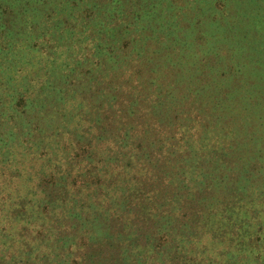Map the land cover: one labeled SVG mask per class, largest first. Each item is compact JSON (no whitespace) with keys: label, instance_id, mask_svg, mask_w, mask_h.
I'll use <instances>...</instances> for the list:
<instances>
[{"label":"rangeland","instance_id":"rangeland-1","mask_svg":"<svg viewBox=\"0 0 264 264\" xmlns=\"http://www.w3.org/2000/svg\"><path fill=\"white\" fill-rule=\"evenodd\" d=\"M32 1L31 7L45 4L49 23L59 19L61 24L63 10L70 15L73 28L64 33L70 37L68 43L63 46L57 40L55 46L57 51L63 47L62 57L75 47L77 72L87 79L86 93L77 100L76 120L70 124L78 127V135L71 140L66 134L71 128L66 127L57 141L60 154L65 140L73 142V155L81 138L93 161L63 177L53 195L58 207L52 211L54 215L64 207L83 216L77 195L66 193L69 178L92 170L101 179L102 192L95 195L102 194L104 202L96 200L101 206L96 213L108 212L110 218L93 221L101 239L88 237L82 253L85 263L264 264V0H153L150 5V0H133L138 9L134 5L131 13L118 7L121 0ZM132 32L136 39L140 34L144 44H152L151 64L147 71L142 69L144 82L128 90L129 106L132 101L137 105L136 117L123 115L106 137L99 120L106 117V122L110 116L115 123L122 97L118 92L107 98L105 92L115 84L121 90L131 85L142 56L131 54L134 65L122 63L127 56L119 37ZM25 55L19 72L12 53L0 54V90L6 91L2 99H11L17 89L24 91L19 87L23 73L37 75L41 55ZM91 82L92 95L87 93ZM53 134L48 140L55 144ZM0 139V228L7 223L0 235V264H64V258L56 260L58 250L51 241L42 243L44 237L34 236V222L39 224L34 218L42 206L38 169L44 159L30 153L28 161L20 157L19 163L12 140ZM68 155V164L75 163ZM29 175L33 183L24 186ZM113 197L122 205L112 206ZM25 200L29 214L15 218L17 212L10 206L19 202L22 207ZM125 223L134 238L118 241ZM76 240L70 236L62 242Z\"/></svg>","mask_w":264,"mask_h":264},{"label":"trees","instance_id":"trees-1","mask_svg":"<svg viewBox=\"0 0 264 264\" xmlns=\"http://www.w3.org/2000/svg\"><path fill=\"white\" fill-rule=\"evenodd\" d=\"M150 1L152 2L149 3V5L154 2L153 0ZM32 2V0H0V54L5 53L11 55L12 53L13 67L19 72L23 71V69L17 68V66L20 65L19 60L23 57H25L23 60L26 61L27 56L25 53L28 54L30 51H33L41 55L40 60L36 63L38 67L36 71L37 75L23 73V76H21L19 87L21 88V86H24V91L17 89L15 91L17 94H14L11 99L8 97L6 100L2 99V95L6 91L0 90V137L5 136V139L12 140L10 147L14 156H16L15 159H18L19 163L20 157L21 161H28L27 155L30 153H36L39 158L44 159L45 164L40 165V169H38V171H40L38 178H41L37 186L39 188L41 187V195H39L38 201L42 202V206L37 207V211L40 215L34 218L35 221H39V224L33 221L34 226H38V231L35 230L34 235L36 239L41 240V238L44 237L42 243L48 244L49 241H51L53 249L57 248L58 250L55 255L58 262H60L61 258H64V264H86L84 256H82L85 250L86 240L88 237L101 239L99 238L97 227L93 224V221L96 217H102L104 220L110 218L108 212H101L98 215L96 213L101 209V206L96 203V200H102L104 202L102 194L99 196L95 195V193L99 191L102 192L103 184L100 185L101 179L92 175V170L86 171L85 175H76L72 177L71 180L69 178L68 186L67 188L65 187L67 189L66 193L77 195L75 200L80 203L81 211L85 210L83 216L81 212L79 214H74L65 211L64 207L58 210L59 212L57 211L54 215L52 211L56 209V205L58 207L57 196L53 197V195L58 191L59 182H61L64 176H72L71 172L73 169H78L81 167L82 163H86L92 159L90 150L87 149V147L84 148L83 144L80 142L81 138H79V141L77 140V144H80V149L74 151L75 154L73 153V155L71 153L74 147L73 142L65 140L64 147L61 149L64 153L60 154V143L57 141L58 138L62 136L66 127L71 128L66 129V134L72 136L71 140L73 139L75 141L78 135V127H71L70 124H74L76 120L77 111L79 109L77 100L81 96V93H86L84 92V88L87 79L86 77L80 79L81 74L77 72L80 64L76 61L79 52L75 51V47L71 48L70 54L62 57V54L59 53V49L61 50L63 47H58L57 51V47L55 46L57 40L58 42L62 41L63 46H66V43H68L69 36H66L64 33L69 28H73V24L67 19L70 15L63 10L65 15H62L63 21H60L61 24H59V19H54L49 23L50 17L46 15V10L48 9L45 8V4L42 2L38 5V2H35L34 6L31 7L30 3ZM120 2L121 3L117 5L118 7L120 6L121 10L124 12L131 13L132 8L134 10L135 6L138 9L137 5L133 4L135 3L133 0H121ZM75 5L76 3H73V6ZM72 20L76 21L75 18H72ZM77 22L78 21H76V23ZM54 23L56 26H54ZM58 27L59 32L57 33L55 30L58 29ZM128 27H130V25H126L124 30L127 31L129 29ZM135 33L136 32H132L131 35L126 33L123 39L122 35L119 37L121 38L120 47L122 54L125 52L127 56L122 60V63L128 60V65H134L131 54L142 53V56L138 58L136 66H134V70L136 71L134 77H131V85L125 84L121 90V87L115 84L114 87L108 88L109 90L105 92L106 95L108 94L107 98L109 95H116L118 92H121L120 98L122 97L120 99V111H117V115L114 117L115 123L110 119V116L107 117L108 121L106 122V117H102L99 120L100 125H102L101 134L106 135V137L107 135L110 137L109 133L112 132V126L114 127L116 124H119L118 120H120L123 115L127 116L128 114L129 118L136 117L134 107L137 105L136 102L132 101V106H129L128 98H130L131 93L128 92V90L129 88L133 89L137 87L134 85H139V83L144 82L146 76L145 71L148 69L147 66L151 64L152 57L149 53L153 49L152 44H144L145 40H143L138 32L139 38L136 39L137 37H134ZM44 34H50V39L41 40V36ZM103 35L104 34H102V36ZM55 36L58 39L53 42L50 41L51 38ZM107 36H109L108 32H106V37ZM42 42L45 44L41 45ZM53 44L54 46L52 47ZM97 49H102L101 43H99ZM135 49L141 52H136ZM54 52L55 54H53ZM108 53V55H111L110 51ZM48 55H50L51 58L46 59ZM45 59L48 61L43 62ZM48 62H51L52 67L44 68L48 65ZM29 66L32 69L34 68L31 62H29ZM88 66L94 69L91 63ZM143 68L145 71L142 70ZM47 75L49 78L44 79ZM32 82L33 87H29ZM90 84H92V82L89 83L87 93L92 95L93 86ZM110 86L109 84L106 85V87ZM83 100L85 99L83 98ZM52 133L54 134L51 138H54L55 144H52V142L48 140V135ZM60 140L62 141V139ZM68 152L70 156H72L70 160H76L75 163L72 162L68 164L69 158L66 157V155L69 157ZM7 156H9V154ZM24 157L26 159H22ZM63 159H65L66 162H63ZM28 171H30V174H34L32 169L28 168ZM29 177L30 175L26 179L24 186H30V183H33ZM31 190H35L34 187H31ZM26 191L28 192L29 190ZM104 191L107 192L109 190L104 189ZM42 193L44 195L48 193V195L44 196ZM59 202L63 203L64 200H60ZM110 203L115 207L122 205L120 198L115 199L113 197ZM25 204L20 207V203L17 202L15 205L16 207L13 209H11L12 205L10 206V211L17 212L16 215H14L15 218H19L20 214L25 215V217L29 214L27 213V201ZM106 211L109 210L107 209ZM123 227L126 231L118 233L115 239L118 241L119 238L124 240L133 239L134 236L131 233L132 229L130 225L125 223ZM6 228L7 223L0 228V235L5 233ZM46 231L50 233L45 238ZM70 236H76L77 240L72 244L62 242L64 238H69ZM6 237L11 245L12 237L9 234H7ZM60 245L62 246L61 249H59ZM11 248L14 250L15 246H11ZM63 248L64 250H62ZM15 253L17 254L16 250Z\"/></svg>","mask_w":264,"mask_h":264}]
</instances>
